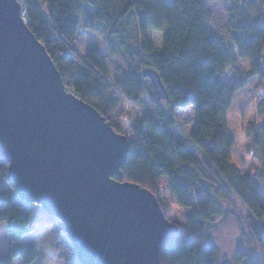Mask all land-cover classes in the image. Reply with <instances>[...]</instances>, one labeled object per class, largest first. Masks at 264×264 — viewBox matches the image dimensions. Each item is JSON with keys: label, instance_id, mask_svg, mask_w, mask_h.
I'll return each instance as SVG.
<instances>
[{"label": "trees", "instance_id": "1", "mask_svg": "<svg viewBox=\"0 0 264 264\" xmlns=\"http://www.w3.org/2000/svg\"><path fill=\"white\" fill-rule=\"evenodd\" d=\"M228 5L229 40L214 31L210 5ZM23 19L45 47L66 89L92 106L118 133L109 117L123 104L140 102L148 87L144 70L160 77L167 100L156 101L154 117L138 116L131 127L130 149L121 167V182H129L155 197L160 181L176 206L186 211L183 226L160 252V264L220 263L212 233L220 222L235 219L248 244L264 256V188L260 178L243 174L232 163L235 139L228 113L237 92L248 80L236 70L239 59L260 75L264 54V0H20ZM87 7L94 10L84 28L101 32L110 58L127 67L122 81H111L101 54L93 48L80 55L74 48ZM232 69L234 85L223 83ZM249 77V76H248ZM151 92V91H150ZM192 108L191 150L169 131L176 128L175 111ZM264 112V105H263ZM125 114L120 115V119ZM254 148L262 154L264 177V116ZM0 159V224L14 240L0 264H34L33 250L20 240L33 232L34 205L23 201L7 179ZM247 211L242 218L234 208ZM37 207V206H36ZM259 259V257H257ZM236 264H262L236 252Z\"/></svg>", "mask_w": 264, "mask_h": 264}, {"label": "water", "instance_id": "2", "mask_svg": "<svg viewBox=\"0 0 264 264\" xmlns=\"http://www.w3.org/2000/svg\"><path fill=\"white\" fill-rule=\"evenodd\" d=\"M142 75L167 100L158 74ZM129 149L66 89L19 1L0 0V159L16 194L58 221L79 264H160L179 230L152 193L121 182Z\"/></svg>", "mask_w": 264, "mask_h": 264}, {"label": "rangeland", "instance_id": "3", "mask_svg": "<svg viewBox=\"0 0 264 264\" xmlns=\"http://www.w3.org/2000/svg\"><path fill=\"white\" fill-rule=\"evenodd\" d=\"M20 1V0H18ZM212 15V25L214 31L222 38L229 40V18L227 16L228 5L222 2H216L210 5ZM94 10L87 7L85 14L81 17V27L78 39L75 40L74 48L80 54L97 49L101 54L107 67L108 78L111 81H122L123 71L127 67L119 57L110 58L106 49V40L101 32H90L84 28L87 19H91ZM236 70L242 74L241 77L248 80L244 89L237 92L228 113L229 132L235 139V147L232 150V163L236 165L243 174H251L260 178L261 188H264V177L260 175L263 168L262 154L259 149L254 148L253 141L256 138V132L263 122L264 105V78L260 75L251 74V64L247 60L239 59ZM233 70L229 69L223 83L229 87L234 85ZM249 76V77H248ZM149 90L141 97L140 102L135 105L123 103L109 117L111 124L119 127V134L126 136L131 142L130 130L138 116L148 115L154 117L155 106L152 103L158 101L151 84L148 82ZM151 91V92H150ZM125 114V118L120 119V115ZM176 128L169 131L174 139L191 150L188 143V135L194 128V113L192 108L185 110H176L175 113ZM254 176V177H255ZM160 188L156 194L161 209L165 217L175 223L178 228L183 226V217L186 211L179 209L171 195L169 194L165 180L160 181ZM31 226L33 232L20 241L24 250H33L38 258L34 264H79L72 248L63 233L57 220L50 217L39 207H33ZM234 208L237 213L244 218L247 211L243 209L240 203H235ZM220 253V263L236 264V252L246 254L248 258H253L256 262L261 261L264 264V256L255 250L246 241L242 230L237 221L233 218L220 222L212 233ZM14 238L6 224H0V259L6 257L9 253L10 242ZM259 257V259H257ZM20 259H16L14 264H20Z\"/></svg>", "mask_w": 264, "mask_h": 264}, {"label": "crops", "instance_id": "4", "mask_svg": "<svg viewBox=\"0 0 264 264\" xmlns=\"http://www.w3.org/2000/svg\"><path fill=\"white\" fill-rule=\"evenodd\" d=\"M28 236H29V235H28ZM26 237H27V236H26ZM24 238H25V237H24ZM24 238H22V239H24ZM22 239H21V240H22ZM21 240H20V241H21Z\"/></svg>", "mask_w": 264, "mask_h": 264}]
</instances>
